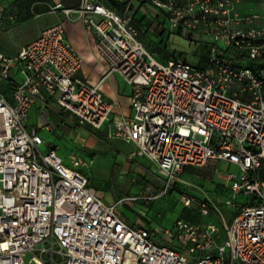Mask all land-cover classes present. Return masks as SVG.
I'll return each mask as SVG.
<instances>
[{"label":"built area","instance_id":"built-area-1","mask_svg":"<svg viewBox=\"0 0 264 264\" xmlns=\"http://www.w3.org/2000/svg\"><path fill=\"white\" fill-rule=\"evenodd\" d=\"M77 1L48 13L96 34L102 79L117 74L132 88V114L112 118L114 104L78 76L82 60L63 20L17 55L0 52V86L10 98L0 91V264H264V66L255 75L227 57H264V12L242 14V0H148L170 33L207 41L209 60L199 69L179 57L163 61L146 46L135 20L139 0L121 12L101 0ZM50 101L79 127L108 124L107 138L132 145L128 159L147 161L160 188L147 184L144 195L104 203L80 172L92 161L66 166L54 149L41 152L43 140L27 127L29 111ZM212 160L236 168L225 186L249 199L229 224L212 220L220 211L209 198L195 202L198 222L133 228L117 215L118 203L162 197L185 168ZM181 201L189 208L193 200Z\"/></svg>","mask_w":264,"mask_h":264},{"label":"rangeland","instance_id":"rangeland-1","mask_svg":"<svg viewBox=\"0 0 264 264\" xmlns=\"http://www.w3.org/2000/svg\"><path fill=\"white\" fill-rule=\"evenodd\" d=\"M5 3H7V0H0V4ZM48 3L51 5V2ZM137 8H139V10H137ZM134 11L136 13L141 11V13L145 15V17H142L140 20L145 21L142 26V33L139 34V37H141V40L146 43V45L149 40L152 44L151 47L155 49L156 47L162 48H157V51L166 52L167 55H171L175 58H182L194 65L207 50L210 52L209 45L189 41L176 32L170 33L167 23H163L162 17L157 19L156 24L152 17L158 15L159 11L149 2L145 4L139 2V5L134 8ZM14 13H16L15 9L11 5L8 9L9 15L6 14V16H10L7 17L8 20L13 22L14 27H16V24L24 25L21 30L27 29V32L30 33L37 28L48 25L56 16L53 14L49 15V13L46 12L24 22L21 21L20 16ZM149 19H151V21ZM148 22L154 24V26L152 25V28H149ZM5 32L6 30L0 31V40L12 46L16 44V41L21 40L18 38L7 41L8 38L2 37ZM21 32L25 34V31ZM235 52L240 53L238 51ZM232 58L235 59L234 56ZM248 61L249 59H245L240 62L245 64ZM53 117L52 120L56 124L55 127L47 131L40 129L36 130L37 134L43 140V144L39 147L40 151L47 153L51 148H56L54 150L63 160L64 164H69L72 156L80 159L83 158L84 160L89 159L85 153H82L81 140L76 136L75 133L77 130L72 128V124L70 122L60 123L57 116ZM49 143L50 145H48ZM113 143L121 144L125 149L128 148L124 143L118 141H113ZM110 160V154L101 155L97 153L93 156V165L89 170H80V172L87 175L89 186L99 193L104 203L116 204L121 196L138 197L139 195H144V190L141 186L147 184L160 188L159 180L155 178L157 175L152 168L149 169L150 173L146 174L141 167L132 165L129 161L124 162L127 166L124 164H116L115 170L105 180L103 175L110 169ZM235 172H237L235 167L227 166L226 164L212 160L202 168H190L182 171L173 189H170L164 196L149 201L131 199L123 201L117 204L116 213L125 223L133 228H138L140 226L152 228L154 227V223L163 226H171L177 218L193 214L196 209V201L209 198L217 205L220 211V214L216 215L214 213L215 218L212 217V220L219 222V224L220 221L223 220L224 224H229L238 207L247 203L249 200L247 197L240 194L233 196L226 188L227 175ZM261 178L264 179V167L261 170ZM182 196L189 197L193 200L189 208H185L183 205L181 201ZM199 220L200 218H198V221Z\"/></svg>","mask_w":264,"mask_h":264},{"label":"crops","instance_id":"crops-1","mask_svg":"<svg viewBox=\"0 0 264 264\" xmlns=\"http://www.w3.org/2000/svg\"><path fill=\"white\" fill-rule=\"evenodd\" d=\"M15 2V0H7V3L0 4V11L2 12V18L0 19V31L6 30L2 35L3 38H8V40H14L20 38V41H16L15 45H10L9 43L0 40V52L8 57H13L17 55L22 47L34 40L40 33L41 30L55 24L59 20L64 21L65 36L68 42L71 44L76 53L80 56L82 60L81 69L78 72V76L86 81L89 85H97L102 92L103 96L111 101L114 104V111L112 118H123L129 117L132 114L130 108V96L132 94V88L127 85L122 78L117 74H112L104 79H102L106 71V63L100 58L96 51V34L91 31H87L83 25L79 22L66 21L59 12L48 25H45L41 28L35 29L33 32H27L26 30H21L24 25L16 24L14 27L13 22L9 21L6 16L8 14L9 7ZM53 4L62 3L64 7H74L77 4V0H51ZM240 12L245 15L252 13H263L264 10L259 6V0H242ZM5 14V15H4ZM15 14V13H14ZM9 15V14H8ZM50 15V14H49ZM40 16V15H38ZM36 16V17H38ZM142 17H145L141 11L136 13L135 20L140 21ZM160 14L153 16L152 19L154 22H157ZM151 21V19H149ZM137 21H134L136 23ZM145 21V20H144ZM144 21H141L144 24ZM25 22V21H24ZM149 28H152L150 22L147 23ZM157 24V23H156ZM151 25V26H150ZM21 31H25V34ZM14 34V35H13ZM23 37V39H22ZM201 44L208 45L207 41L200 42ZM146 44V43H145ZM151 47L152 44L150 41H147V45ZM160 49V47H159ZM167 55L161 57L163 61H167ZM172 58V57H171ZM0 91H4L6 97L9 98V92L7 91L6 85L2 84ZM53 116H57L60 120V123L70 122L72 128L76 129V136L81 140L82 143V153H85L89 159L86 161H92L93 165V156L97 153L101 155L110 154V169L103 175V178L106 180L110 174L115 170V165L124 164V162L129 161L132 165H137L145 171L146 174H149V163L143 159L129 160L128 154L132 151L133 147L130 144H126L120 140H109L107 138V131L109 125L106 124L101 129H91L89 127H79L77 125L76 118L70 115L67 112L62 111L55 102L50 101L47 108L43 109L41 107H33L28 114V119L26 125L29 129H40L47 131L55 127V123L52 120ZM54 118V117H53ZM51 119V120H50ZM70 120V121H69ZM37 132V131H36ZM113 141H118L127 145L128 148L125 149L121 144L113 143ZM50 145V143L48 144ZM56 149V148H51ZM75 158L72 156V159ZM72 159L69 164H65L70 167L72 165ZM84 160L83 158H81ZM63 161V160H62ZM127 166V165H126ZM89 183V179H88ZM146 186V185H145ZM145 186H141L144 190ZM125 197V196H121ZM132 197V196H129ZM120 198V199H121ZM119 199V200H120ZM154 226H161V224L154 223ZM163 226V225H162ZM142 227V226H140ZM144 227V226H143ZM145 228V227H144Z\"/></svg>","mask_w":264,"mask_h":264},{"label":"trees","instance_id":"trees-1","mask_svg":"<svg viewBox=\"0 0 264 264\" xmlns=\"http://www.w3.org/2000/svg\"><path fill=\"white\" fill-rule=\"evenodd\" d=\"M47 1L51 2V0H47ZM47 1H45V0H15V2L13 3V6H14L13 8L15 9V12H16L15 14H17L18 16L21 17V21H27V20H30V19L38 16V15H41V14L48 12L49 8L51 6H53L54 4L51 2V5H49V3ZM128 1L129 0H101V2L105 6L111 8V9H114L118 12L122 11V9L128 3ZM139 2L141 4H145V3H148L149 1L148 0H139ZM157 48L158 47H156V49ZM160 49H162V48H160ZM158 52L160 54V57H162V58L164 56H167L166 52H162V51H158ZM209 53H210L209 50H207L206 53L198 61H196L195 65L191 64V63L190 64L194 67L199 68V69H205L207 66V62L209 60ZM233 56L235 57V59L232 58ZM171 57H172L171 55L169 57H167V60L171 59ZM227 57L229 59L233 60L239 66L251 69L255 75H257L258 69L260 67L264 66V57L260 58V59H256V60H249L245 64L241 63L240 61H244L245 59H247V57L245 55L238 54L235 51L228 52ZM172 58H175V57H172ZM1 86H3V85H1ZM1 86H0V88H1ZM6 88H7V86H6ZM190 168H193V167H187L184 170H187ZM196 169H199V168H196ZM205 200H206V198H205ZM185 208H187V207H185ZM194 211L195 212H193V214L185 215L182 218L187 220V221H190V222H198V218H200V216H199L196 209Z\"/></svg>","mask_w":264,"mask_h":264}]
</instances>
